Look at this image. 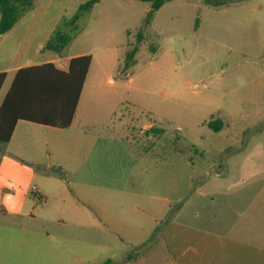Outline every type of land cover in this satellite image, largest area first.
<instances>
[{"label": "rangeland", "instance_id": "rangeland-1", "mask_svg": "<svg viewBox=\"0 0 264 264\" xmlns=\"http://www.w3.org/2000/svg\"><path fill=\"white\" fill-rule=\"evenodd\" d=\"M87 1L30 0L15 26L0 35V68L40 62L48 55H91L88 82L96 81V131L129 135L133 146L145 135L146 124L165 132L159 144L164 164L139 193L184 198L213 168L228 166V153L254 142L264 146V0H221L218 6L206 0H172L150 22L148 2L100 0L80 12ZM58 29L73 36L60 53L45 48ZM135 46L139 51L126 68V56ZM6 70L0 106L15 74V69ZM217 119L219 131L207 126ZM33 185L38 181L26 172L13 173L4 166L0 197L5 189L29 194ZM40 218L37 214V226L23 230L12 227L17 219L2 217L0 252L39 262L59 258L62 251L25 243L72 249L89 238L73 228L43 229Z\"/></svg>", "mask_w": 264, "mask_h": 264}, {"label": "crops", "instance_id": "crops-1", "mask_svg": "<svg viewBox=\"0 0 264 264\" xmlns=\"http://www.w3.org/2000/svg\"><path fill=\"white\" fill-rule=\"evenodd\" d=\"M75 56L48 55L0 72L49 62L68 71ZM89 70L70 127L18 120L0 158V174L7 166L38 181L29 194L5 189L0 219L15 218L12 227L27 230L41 214V228H73L89 238L72 249L28 242L62 256L38 262L0 252V264H264V146L254 142L228 153V166L213 168L184 198L139 193L164 164L159 144L165 132L146 124L136 146L129 135L97 132L96 81L88 82Z\"/></svg>", "mask_w": 264, "mask_h": 264}, {"label": "trees", "instance_id": "trees-1", "mask_svg": "<svg viewBox=\"0 0 264 264\" xmlns=\"http://www.w3.org/2000/svg\"><path fill=\"white\" fill-rule=\"evenodd\" d=\"M151 4L147 15L150 22L153 15L172 0H138ZM100 0H89L79 8L85 12ZM215 6L221 0H206ZM30 5V0H0V35L10 31L21 17V7ZM25 9V8H23ZM78 20V16L75 21ZM139 40L141 34L138 35ZM73 36L58 29L45 45L56 53L62 52ZM139 51L135 46L126 56L129 68ZM92 56L89 54L72 57L68 71L58 69L53 63L24 67L16 70L9 90L0 106V143H7L18 120H26L57 128L71 126L82 88L90 68ZM7 78V72H0V91ZM207 126L219 131L221 121L207 122ZM105 264H112L107 261Z\"/></svg>", "mask_w": 264, "mask_h": 264}, {"label": "built area", "instance_id": "built-area-1", "mask_svg": "<svg viewBox=\"0 0 264 264\" xmlns=\"http://www.w3.org/2000/svg\"><path fill=\"white\" fill-rule=\"evenodd\" d=\"M33 189H35V187Z\"/></svg>", "mask_w": 264, "mask_h": 264}]
</instances>
